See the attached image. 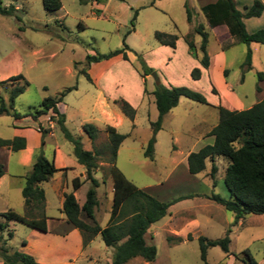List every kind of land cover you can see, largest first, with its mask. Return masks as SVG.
<instances>
[{"label": "rangeland", "instance_id": "1", "mask_svg": "<svg viewBox=\"0 0 264 264\" xmlns=\"http://www.w3.org/2000/svg\"><path fill=\"white\" fill-rule=\"evenodd\" d=\"M2 1L3 7L13 6L17 11L13 16L0 14V81L22 75L29 83L16 99L15 111L21 115L29 114L38 109L45 99L56 98L65 90L76 87L64 98L61 109L66 115L69 131L83 138L84 149L103 152L95 174L100 183L97 190L100 207L95 214L98 224L106 226L113 204L107 126L115 127L127 137L116 162L127 179L161 202L189 197L175 203L169 214L150 228L147 240L157 248L155 261L136 258L127 264H251L248 255L244 254L247 251L257 264H264V215H247L233 225L235 215L209 198L213 194L225 199L230 197L224 184L229 160L224 157L216 159L218 173L215 179L210 176L211 161H207V170L197 176L189 173L187 165L189 154L213 145L214 140L208 134L218 124L219 112L211 105L221 101L222 106L230 110L235 106L233 98L228 95L227 85L244 103L243 110L264 98V45L253 43L248 46L239 43L236 38L227 39L223 41H227L223 47V61L216 58L223 45L211 31L208 54L212 65L209 74L205 73L196 81L192 79L191 72L199 68V59L189 54L184 37L192 35L200 58L201 38L194 30L199 24H206L202 6L215 0H61L62 8L52 13L45 10L42 0ZM253 1L236 0V3L238 9L244 12V7L251 6ZM260 1L264 3V0ZM186 3L194 11L192 23L187 20ZM136 12L138 16L134 20ZM132 23L135 30L129 33ZM246 26L250 33L264 29V14L261 18L248 20ZM155 32L177 35L176 49L160 45L154 38ZM124 40L130 48L127 51L128 61L119 56L99 64H88V57L124 49ZM248 49L253 54L252 69L249 71L242 67ZM138 56L155 70L157 81L152 75L141 77ZM83 72H87L92 79L89 80ZM259 73L263 74L262 82L258 80ZM157 83L199 92L206 97L209 105L181 98L179 105L164 117L162 129L156 134L154 160H150L144 152L154 135L152 123L158 119L152 95ZM23 85L24 81L20 80L0 86V97L8 101L12 89ZM212 85L220 97L212 93ZM258 86L262 93L257 92ZM119 99L126 100L136 109L134 121L124 117L118 105L114 104ZM119 115L121 122L117 118ZM51 116L50 112L36 121L30 117L16 120L2 115L0 139L13 140L17 136V128L37 132L40 128L48 129L53 135L42 136L46 146L41 148L52 162L55 148H60L63 162L71 169L68 184L72 190L73 180L80 177L84 169L77 163L73 145L51 121ZM86 124H93L100 130L95 142L83 132ZM7 151L0 148V164L5 170L0 184V215L12 210L26 216L22 189L27 171L19 163V153ZM36 152L39 150L35 151L34 157ZM90 187V182L84 183L77 194L80 202L86 200ZM43 188H46L49 199L46 214L49 218H58L59 207L57 200L51 199V186L44 184ZM4 222L5 219L0 217V223ZM174 227L186 237L181 240L172 236ZM228 230H231L229 253L220 247L210 248L207 262H204L198 239H223ZM9 232L13 233V238L8 241V246L16 251L35 233L18 222L8 224L3 233L5 239ZM69 243L70 251L62 249L71 256L69 261L62 263L51 258L50 254L49 261L55 264H107L114 258V248L107 247L101 235L77 258L74 241ZM61 254L60 251L57 255ZM0 264H3L1 260Z\"/></svg>", "mask_w": 264, "mask_h": 264}, {"label": "trees", "instance_id": "2", "mask_svg": "<svg viewBox=\"0 0 264 264\" xmlns=\"http://www.w3.org/2000/svg\"><path fill=\"white\" fill-rule=\"evenodd\" d=\"M159 1V0H154ZM43 6L48 12H57L62 8L61 0H42ZM0 0V14L3 16H13L17 9L13 6L6 8ZM187 20L193 22L194 11L188 3L185 4ZM203 15L208 23V28L199 24L194 33L201 38L200 51L202 56L199 58L197 46L192 35H186L184 40L188 46L189 54L199 59L201 68L209 70L211 58L207 48L211 37V31L218 27H226L227 34L217 38L223 42L228 38H236L239 43L250 46L251 44L264 45V29L250 33L247 30L245 20L261 18L264 14V3L254 0L251 6H245L244 12L238 9L235 0H217L201 8ZM138 12L135 13L134 20L137 19ZM135 30L132 23V30ZM128 33V34H129ZM155 40L162 46L176 49L179 37L163 32H155ZM127 51L130 48L124 40V49L111 52L109 54H98L88 57V64L109 61L122 56L124 61H128ZM252 51L248 49L245 61L242 65L247 70L252 69ZM138 61L142 67L141 77L152 75L155 70L147 65L145 60L138 56ZM195 68L191 72L193 80L199 81L202 78V69ZM91 80L87 72H83ZM227 71H225V75ZM24 81L23 86H16L10 92L9 99L6 101L0 97V116H12L16 120L32 118L38 120L42 116L52 113L51 121L59 127L65 139L73 145L74 155L80 166L85 169V180L76 178L73 180V188L79 190L85 182H90L91 187L86 195V201L80 206L74 193L64 194L62 212L66 217V222L73 228L80 231L83 238V247H87L98 235L107 247L114 248V258L111 264H127L129 261L141 258L146 262H153L157 257V248L149 244L147 235L150 228L155 223L161 221L168 215L169 209L180 200L189 197L161 202L144 190L139 189L132 181L117 168L116 162L118 152L126 140V136L118 132L115 127L108 126L109 136L108 151L110 154L109 162L112 165L111 176L113 179L114 198L110 220L105 228H102L95 217V212L99 208L97 190L100 187L99 181L95 178L98 169L97 162L102 157L103 152L97 149L87 151L83 148L80 137L74 136L66 126V115L61 109V104L68 93L75 90L69 88L56 98L45 99L40 107L34 112L21 115L15 111V101L22 95L29 86V83L22 75L12 77L6 81H0V86L8 82ZM259 82L263 81V74H258ZM146 93V88L144 90ZM257 92L262 93L260 86ZM212 93L219 95L217 89L212 85ZM155 105L158 111V119L152 123L154 130L153 137L149 140L144 156L154 160L155 146L157 143L156 134L162 129L164 117L179 105L181 98L190 99L196 103L209 105L206 97L187 87L165 86L161 83L155 85L152 92ZM120 108L121 113L130 121L136 118V109L126 100L119 99L114 101ZM219 112V122L210 132L209 136L215 138L213 145H207L198 152L191 153L187 158L188 171L191 175L197 176L207 169V160L212 163L210 176L215 179L218 167L215 163L217 158H227L229 165L226 169L224 184L229 192L228 199L213 194L209 197L213 202L221 205L224 209L235 215L237 225L247 215H264V98L247 110H230L223 106L217 107ZM42 136L45 137L50 132L48 129H41ZM83 132L92 142L98 140L100 130L93 124L83 126ZM44 144V140H43ZM27 141L25 138L16 137L13 140L0 139V148H6L12 152L25 150ZM59 170L55 163L47 159L41 148L35 154L31 171L24 178L25 183L22 189V197L26 209V216H22L12 210L5 212L0 217L5 219L0 223V260L3 264H39L35 259L25 253L13 250L8 246V241L13 238V233H8L5 239L3 233L7 230L10 222H18L26 225L33 230L47 233L48 217L46 215V194L43 185ZM5 175L4 165L0 164V180ZM215 184V183H214ZM85 217L92 222L87 223L81 218ZM231 230H228L225 237L219 240H210L205 237L198 239L201 259L207 262L208 250L213 247H220L225 253H229ZM191 240V237H189ZM248 255L251 264H257L250 252ZM239 260V257H236Z\"/></svg>", "mask_w": 264, "mask_h": 264}, {"label": "crops", "instance_id": "3", "mask_svg": "<svg viewBox=\"0 0 264 264\" xmlns=\"http://www.w3.org/2000/svg\"><path fill=\"white\" fill-rule=\"evenodd\" d=\"M216 1L217 0H215L214 2H216ZM214 2H212V3H214ZM203 6H205V5H203ZM248 20H250V19H248ZM248 20H245V23ZM205 26L208 28L207 21H206ZM212 32H213L214 35H216L217 38H219V37H222L225 34H227L228 31H227L226 27H218V28L213 29ZM217 32H219V33H217ZM231 38L232 37L228 38V41L231 40ZM226 42H219V44L223 45V46H221V50H220V52H218L217 57H216V58H219V59L221 58L223 61H225V51H224L225 48H223V47H224ZM207 51H208V48H207ZM95 64H99V63H95ZM211 65H212V60H211ZM199 68H201L200 64H199ZM210 68H209V70H210ZM201 69H202V77H203V75L205 73L209 74V70H205L203 68H201ZM226 87H227L228 95L233 98L234 104H235V106L233 108H231V110L242 111L244 109V107H245L244 103L235 96V94L233 93V89L229 85H227ZM216 96L220 97V95H216ZM262 97H264V94H263ZM211 106L217 108L218 106H222V103H221V101H219L215 105H211ZM117 118H118V120L120 122L122 121V117L120 115ZM52 126H54V125H52ZM53 128H55V127H53ZM17 129H18L17 130L18 133H17L16 137L25 138L26 141H27L26 149L25 150H21L18 153L20 155L19 163H20V165L23 168H25V170L27 171V174H28L31 171V168H32L35 151L40 150L41 147H43V145L46 146V144H43V139H42V133L41 132L32 131L30 129H22V128H17ZM210 132H209V134H210ZM52 135L53 134H51L49 132L48 136H52ZM210 137H212V136H210ZM80 138H81V141H82L83 138L81 136H80ZM212 138L215 141V138L214 137H212ZM82 144H83V142H82ZM212 144H214V142ZM83 148H84V146H83ZM4 149H6V148H4ZM175 149L176 148L174 147V150ZM7 150H8L7 152L11 151L9 149H7ZM87 151H89V150H87ZM207 161H210V160H207ZM53 162L55 163V166H56V168L59 171L56 172L55 175L46 184L49 187L51 186V191L53 193V198H51V199L52 200H55V199L57 200L60 216L58 218H49L47 216L48 217V229H49V231L47 233H42V232H39L37 230H34L35 233H32L29 236L28 240L23 242L21 248L18 250L19 252H22V253H25L27 255L32 256L35 259V261L38 262L39 264H55L52 261H49V254L51 255L50 256L51 258L54 257L55 259H59L60 261H62V263H64L65 261H69L71 256L69 254H66V252L64 253V250H62V249H66L67 252L70 251L69 248L71 246H70L69 242L71 240H73L74 243H75V245H74L75 258L81 256V254L85 250V247H83V238H82V235H81L80 231L75 229V228H73L71 225H69L66 222V217H65L64 213L62 212V206H63V202H64V194H66V193H74L78 204L80 206L84 205L86 200L83 201V202H80V200L77 198V194H78V192L80 191V189L82 187L79 190H77V191H75L74 188H72V190H70L69 184H68V174H69L71 169L63 162L61 150H60L59 147L55 148ZM215 163H216V161H215ZM27 174H26V176H27ZM85 177L86 176H85V169H84L81 172L80 177H78V178H80L82 180H85ZM2 179L0 180V184L2 182ZM44 190H45V194H46V210H47V208L49 206V199H48V194L46 192V188H44ZM111 197H112V202H113L114 188L112 189ZM99 203H100V201H99ZM112 206H113V204H112ZM99 207H100V205H99ZM95 214H96V212H95ZM168 214H169V212H168ZM81 218L83 220H85L87 223H89V224L91 223L92 224V222L90 220H88L85 217L84 214L81 215ZM109 220H110V218H109ZM109 220L107 221L106 226L108 225ZM170 223H171V221L168 224H170ZM53 225H55L54 228H53ZM105 227H102V228H105ZM165 227H168V225H166ZM171 235L176 237V238H179L181 240H182V238L186 237V236H182L183 234H181V232L178 231V228H175V227H174L173 233ZM60 251L62 252V254L61 255H57V254H59ZM111 262L112 261L108 260L107 264H111Z\"/></svg>", "mask_w": 264, "mask_h": 264}, {"label": "water", "instance_id": "4", "mask_svg": "<svg viewBox=\"0 0 264 264\" xmlns=\"http://www.w3.org/2000/svg\"><path fill=\"white\" fill-rule=\"evenodd\" d=\"M152 78H153L155 81H157V74H156V73H153V74H152Z\"/></svg>", "mask_w": 264, "mask_h": 264}]
</instances>
